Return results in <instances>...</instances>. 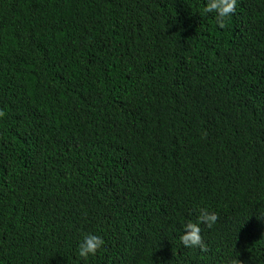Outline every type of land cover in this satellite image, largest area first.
Here are the masks:
<instances>
[{"label": "trees", "instance_id": "trees-1", "mask_svg": "<svg viewBox=\"0 0 264 264\" xmlns=\"http://www.w3.org/2000/svg\"><path fill=\"white\" fill-rule=\"evenodd\" d=\"M206 4L0 0V264H264V0Z\"/></svg>", "mask_w": 264, "mask_h": 264}, {"label": "clouds", "instance_id": "clouds-1", "mask_svg": "<svg viewBox=\"0 0 264 264\" xmlns=\"http://www.w3.org/2000/svg\"><path fill=\"white\" fill-rule=\"evenodd\" d=\"M237 0H207V4L204 7V13L214 14L216 23L220 26H224L225 18L229 17L235 11ZM4 112L0 111V117H3ZM199 214L196 217L195 222H186L183 225V232L179 235V243L187 249L198 248L201 253L208 251L207 245L204 243L201 237V225L207 228H212L217 220V213L208 210L207 208H200ZM104 238L102 235L96 232H83L76 246V255L79 258L88 259L90 256H95L97 250L104 244ZM228 264H241L238 257H234L228 261Z\"/></svg>", "mask_w": 264, "mask_h": 264}]
</instances>
